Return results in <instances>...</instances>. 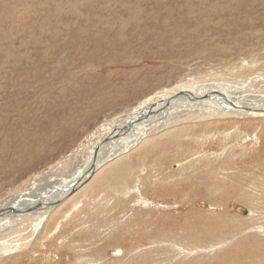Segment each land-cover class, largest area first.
<instances>
[{
    "label": "rangeland",
    "instance_id": "rangeland-1",
    "mask_svg": "<svg viewBox=\"0 0 264 264\" xmlns=\"http://www.w3.org/2000/svg\"><path fill=\"white\" fill-rule=\"evenodd\" d=\"M261 79L264 0H0V202L71 157L60 195L122 117L173 92ZM187 121L113 157L37 231L18 222L0 264H264V116Z\"/></svg>",
    "mask_w": 264,
    "mask_h": 264
},
{
    "label": "bare ground",
    "instance_id": "bare-ground-1",
    "mask_svg": "<svg viewBox=\"0 0 264 264\" xmlns=\"http://www.w3.org/2000/svg\"><path fill=\"white\" fill-rule=\"evenodd\" d=\"M248 86L249 85L245 86V85H231V84H216L214 86H209V85L192 86L184 90L189 94L188 96L175 98L178 93L173 92V94H171L170 96L166 98H162L158 100L156 103L150 104L148 107H146L145 109L147 110L151 109L150 111H152L151 116L148 118V120L141 122V120L143 119L142 118L141 120L136 121L137 123L132 125L130 128H125V126H127L129 122H134L135 113L132 114L133 117L132 116L126 117L121 122L120 125H117L114 128L116 129V133H115V136L112 138V140L108 142L107 144H105L97 153L95 157V171L93 172L92 169H90L93 159H94V150H93L92 157L88 161V163L81 164V165H84L83 166L84 168L82 167V169L85 170V173L81 176H79L78 174L74 175V173L70 175L69 178L71 177L72 181H69L67 185L60 191L61 192L60 195L55 196V197L48 196L50 195V193L55 192V190H53L54 188L63 186V184L66 182L67 179L66 180L57 179L56 174L58 173L59 167L61 165H64V163H68L69 160L71 161L70 159L71 157H69L62 164L56 165L53 169L49 171V173L46 176L40 177L34 180V182L30 184V186H28L23 191L21 190L20 193L13 194L7 199L0 202V210H4L3 213L0 215V229L3 230L4 228L3 223H8L7 227L4 228V231L1 232L0 238L2 236L5 237V235H7L11 231H14L16 226L21 224L18 222H23V221H28V220H34L32 222V225H33V228L36 229L37 231L38 228L41 226V224L48 218L49 214L57 207V205L52 206L53 202L64 197V195H66L65 190L69 189L72 183L78 182L80 178H82V180L86 179L87 177L91 179L92 175L97 170H99L103 165L110 163L113 157L120 155V154H124L128 150L133 149L137 144H139L142 141V139L145 138L144 136H148V135L151 136L158 132L165 131L166 129H169L173 127L174 125L183 123L184 121L186 122L189 119L190 120L195 119V121H205L208 119L223 118V117H239V118L244 117L245 118V117H251V116H256V117L264 116V93H259V94L253 93L250 95L246 94L248 91L246 87ZM195 111L197 112V114L191 113ZM192 115H195L193 119H192ZM186 117H190V118H186ZM184 118L185 120H183ZM167 134H163L159 139H163L167 137ZM169 135H171V133H169ZM134 136H136V138L133 139ZM173 140L175 139L173 138ZM118 143L119 144L121 143L124 146L121 149H115V151H113L111 147L107 149V145L109 144L117 145ZM191 151H194V150L192 149ZM101 152H104V153L101 156H99ZM176 158L177 157H175V159ZM201 165H202V162H201ZM198 170H199V167H198ZM111 174H113V172H111L110 175ZM199 174L201 173L199 172ZM129 179L130 178H128L127 180ZM198 180L199 179H197V181L195 182L196 184H198ZM62 181L63 183H61ZM194 181H195L194 175H192L191 173H188L187 174V183H188L187 185H194ZM56 182L58 183L55 184ZM86 184H81L79 188L80 187L82 188ZM207 190H209V186L206 185L202 189V192L204 193ZM9 209H13L14 212L13 213L9 212ZM25 224H28V223H25ZM204 227H207V226H204ZM207 234L208 232L206 233V235ZM5 241H8V240H5ZM5 243L3 244L5 245ZM6 244L7 245H5L4 247L5 249L13 248L12 242H10L9 244L8 243ZM119 251L122 252L123 250L119 249L118 252Z\"/></svg>",
    "mask_w": 264,
    "mask_h": 264
},
{
    "label": "water",
    "instance_id": "water-1",
    "mask_svg": "<svg viewBox=\"0 0 264 264\" xmlns=\"http://www.w3.org/2000/svg\"><path fill=\"white\" fill-rule=\"evenodd\" d=\"M261 80L264 82L263 79H261ZM188 95H189V94H188L186 91H181V92H179V93L176 95L175 98H178V97H184V96H188ZM150 110H151V109H148V110H147V109L144 108L143 110H141V111L135 113V114H134V117H135L134 122H129V123L127 124V126H125V128H130L132 125H134L135 123H137L136 121H139V120H141L142 118H143V119L141 120V122H142V121H145V120H148V118L151 116V112H152V111H150ZM143 113H144V114H143ZM131 116L133 117V115H131ZM131 116L128 115V117H131ZM122 118H126V116H125V117H122ZM121 129H123V128H121ZM115 133H116V129H114V130L111 132L110 135H108L107 137H105V138H104L100 143H98V145L96 146V148H95V150H94V159H93L92 165H91V167H90V169H92L93 172L95 171V157H96L97 153L99 152V150H100L105 144H107L108 142H110V141L112 140V138L115 136ZM88 179H89L88 177H87L86 179H84V180H82V178H80L78 182H76V183H72V184L70 185L69 189L65 190L66 195H64V197L58 199L57 201L53 202L52 206H56V205H59L60 203H62V201H63L66 197L71 196V195L77 190V188H79V186H80L81 184H85V183L87 182ZM12 208H13V207H12ZM3 211H4V210H0V215L3 213ZM9 212H12V213H13L14 211H13V209H9ZM241 212H242V210H241Z\"/></svg>",
    "mask_w": 264,
    "mask_h": 264
}]
</instances>
